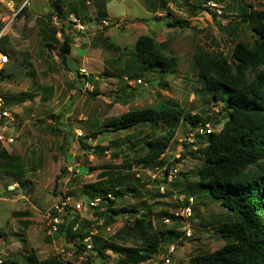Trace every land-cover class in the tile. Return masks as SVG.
<instances>
[{
  "label": "rangeland",
  "instance_id": "374dc122",
  "mask_svg": "<svg viewBox=\"0 0 264 264\" xmlns=\"http://www.w3.org/2000/svg\"><path fill=\"white\" fill-rule=\"evenodd\" d=\"M11 1L13 9L0 2V37L9 58L4 74L12 73L15 77L0 81V95L10 101L18 136L13 143L0 145L8 154L17 156L16 160L0 158L2 264H26V256L31 251L39 259L55 255L64 264H122L111 249L104 251L103 259L97 252L98 245L138 244L137 239L122 241L115 236L126 221H132L137 215L123 214L106 223L97 213L105 209L101 204L107 202H103L100 194L91 195L93 191L88 186L102 179L121 189L142 193L147 189L144 201L153 204L155 213L171 212L179 189L171 197H157L160 202L154 204V199L148 200V196L156 195L157 185L151 182L162 180L163 168L171 163L178 173H186V177L177 173L173 181L194 187L204 157L192 151L205 146L204 137L197 135L195 144L189 145L185 139L191 126L180 120L161 162L145 167L138 162L147 149L143 139L167 131L165 124L152 127L145 123L117 132L106 131L94 140H87L85 136L102 129L113 117L167 99L176 100L185 112L209 119L214 129H220L228 111L212 98L213 92L197 77L193 56L201 49L209 56L224 58L233 64L232 50L237 42L254 44L256 34L252 26L256 20L247 17L257 12L264 14V0H220L217 2L220 12L208 4L215 3L210 0L205 5L216 13V20L212 12L198 9L204 6L203 0H58L64 16L61 22L73 38L66 66L61 64L56 47L52 50L46 47L47 16L52 0ZM70 13L83 21L86 30L77 31L68 22ZM174 19L186 20L189 26L166 25ZM51 20L52 25L59 27L60 20L55 14ZM141 35H151L159 43L160 52L175 59L173 74L160 76L150 67L143 76L134 75L139 65L131 51ZM80 74L85 77H78ZM85 82L89 86L85 87ZM20 96L26 98L19 100ZM80 138L91 148L83 149ZM97 146L107 150L96 154L93 149ZM61 169L64 173L54 189ZM12 185H16L15 189L9 188ZM192 190L194 215L187 222L191 238L174 243L176 247L169 263L164 260L167 256V244H164L152 259L140 264H192L198 253L213 252L224 244L216 227L234 220L235 213L222 207L206 191ZM64 195L72 196L75 201L99 198L102 202L95 208L75 211L73 217L67 209L62 215L63 221L66 217L69 219L66 236L59 232L61 223L50 234L53 206ZM114 199L113 208L133 207L138 213L143 211L139 198ZM162 217L152 218L153 226L160 230L170 228L162 222ZM82 233L84 239L80 238ZM94 237L99 239L97 245ZM84 241H89L92 248L87 249ZM56 248L63 249L64 253L59 254Z\"/></svg>",
  "mask_w": 264,
  "mask_h": 264
},
{
  "label": "trees",
  "instance_id": "16d2710c",
  "mask_svg": "<svg viewBox=\"0 0 264 264\" xmlns=\"http://www.w3.org/2000/svg\"><path fill=\"white\" fill-rule=\"evenodd\" d=\"M208 1L210 0H203L204 6H198V9L212 12L205 5ZM214 1L215 3L221 2L220 0ZM50 8L51 11L47 16L50 26H46L48 34L46 47L50 50L56 47L61 64L66 66V56L72 51L73 38L66 32L65 24L61 22L64 16L58 0L50 1ZM21 11L24 12V8ZM54 14L60 20L59 27L52 25L51 16ZM215 15L216 13L212 12L214 20H216ZM101 16L104 17V14ZM244 17L246 14L243 15V19ZM247 18L256 20V24L252 26L256 38L253 45L240 41L235 44L232 50L233 64H229L224 58L209 56L201 49L193 56L192 65L197 72V77L203 81L207 89L213 92L212 98L219 101L228 111V117L222 122L220 129H215L214 132L202 136L205 146L192 151L204 157V164L196 174L195 186L192 187L189 184L184 187L181 181L167 183L164 176L161 177L162 180L153 179L151 182L158 186V188L155 186L156 195L154 196L156 198L148 196V200L154 199L152 201L154 204L160 202L157 197H171L175 189H179L177 190L178 196H187L193 193L192 188H197L206 191L212 199L218 200L222 207L235 213L234 220L219 223L216 227V232L224 239V244L213 252L198 253L191 261L192 264H264V14L257 12L253 16L248 15ZM166 25L184 28L188 27L189 23L186 20L174 19L166 22ZM218 27H221L219 22ZM58 33H60V38L57 37ZM1 44L0 37V51L4 52ZM132 49L131 53L139 65L134 73L136 77L143 76V72L150 67L158 71L160 76L162 74L171 75L175 72V59L162 54L159 50V43L151 35L138 36ZM4 73L2 69L0 81L15 77L12 73ZM78 77H85V75L80 74ZM163 84H166V81H163ZM25 98V96H20L19 100ZM12 101L15 103L17 99ZM4 102L9 107L10 101L4 99ZM182 119L189 123L191 130L199 124L209 123V119L203 120L196 114L185 112L176 100L167 99L154 106H145L128 111L119 117H113L102 129L88 132L85 139L94 140L103 132H117L139 124L149 123L152 127L165 124L168 126L167 131L154 138L143 139L147 149L138 162L145 167H152L161 162L162 156L176 133V124ZM79 142L83 149L91 148L82 138ZM93 150L98 154L107 148L97 146ZM120 150L123 148L120 147ZM180 155L182 156L183 153L181 152ZM0 158L16 160L17 156L8 154L0 146ZM166 165L168 171L172 167L171 163H166ZM102 172H104L102 174H107L106 171ZM63 173L64 169H61L60 174L56 176L54 189L59 186L58 180ZM178 174L186 177L185 172ZM88 187L93 191L91 195L100 194L103 202H107L101 204L105 206V209L97 213L98 216L105 218L106 223L112 222L117 216L123 214L137 215L132 221H126L115 232V236L122 241L137 239L139 243L130 246L118 243L99 244L97 252L103 259L104 251L111 249L118 254L120 263L140 264L152 259L164 244H167L165 259L170 258L175 251L174 243H182L183 239L192 236V234L186 235V228L187 222L194 214L187 221L174 217V210L178 207L177 199L172 205L171 212L155 213L152 209L153 204L144 201L149 192L147 189L143 193L130 188L121 189L102 179ZM108 192H112L114 198L117 199L125 196L141 199L143 211L138 213L133 207L113 208L112 204L115 199H108L106 196ZM161 217L162 222L170 225V228L160 230L153 226L152 218L157 220ZM166 217L172 218L169 223L164 222ZM68 220L66 217L59 230L65 236L69 230L66 226ZM80 238L84 239L85 234L82 233ZM94 241L97 245L99 239L94 237ZM170 245L174 246L173 253H168ZM26 264L64 263L55 255L39 259L36 253L31 251L26 256Z\"/></svg>",
  "mask_w": 264,
  "mask_h": 264
},
{
  "label": "built area",
  "instance_id": "2783aa9c",
  "mask_svg": "<svg viewBox=\"0 0 264 264\" xmlns=\"http://www.w3.org/2000/svg\"><path fill=\"white\" fill-rule=\"evenodd\" d=\"M0 2H3V3L5 2L6 6H9L11 9H13V2L11 0L10 1L0 0ZM24 4H26V2ZM208 4L213 6L217 10V12H220L219 3L208 2ZM67 20L70 24H72V26L77 31L86 30V25H84L83 21L75 14L70 13L67 16ZM102 23L106 24V20L102 19ZM59 35L60 33L57 34L58 37H60ZM8 62H9V58L7 54L0 51V74H1L2 69L8 64ZM81 71L85 72L84 69H81ZM136 82L141 83V80L137 79ZM87 86H89V84L88 82H85V87ZM15 126L16 124H15V118H14L13 112L8 106L5 105L4 99L0 95V145L11 144L15 141V139L18 136ZM214 131L215 129L209 123H205L204 125L199 124L192 131L188 132L185 140L188 144L194 145L196 142V135H207ZM192 147L195 148V146H192ZM166 168H167L166 166L163 168L161 176L162 177L164 176V178L166 179V182L170 183L175 178V174L177 173V168L171 167L168 169V171L166 170ZM165 171H167V173ZM15 186L16 185H12V186H9V188L15 189ZM106 196L108 197V199H114L113 194L110 192H108ZM101 202H102V199H99V198H95V199L85 202V201H75L70 195H64V196L59 197L53 206V213L50 215L51 228L48 229V233L52 234L57 231V225L63 222L62 215L66 212L67 209L71 210V214H72L71 217H73L75 211L78 212L81 210H88L91 208H95L99 206ZM194 202H195V198L192 195L178 196L177 197L178 207L174 210L173 216L176 218H182L187 221L194 214L193 207H192ZM101 210H104V209L102 208ZM171 219L172 218L166 217L164 218V222L169 223ZM191 234H192L191 228L187 226L186 235L190 236ZM84 246L87 249H91L93 245L89 241L88 242L84 241ZM56 250L61 255L64 253L63 249L56 248ZM173 251H174V246L170 245L168 248V253H173ZM165 262L168 263L169 258H166ZM0 264H2L1 258H0Z\"/></svg>",
  "mask_w": 264,
  "mask_h": 264
},
{
  "label": "clouds",
  "instance_id": "9594fccd",
  "mask_svg": "<svg viewBox=\"0 0 264 264\" xmlns=\"http://www.w3.org/2000/svg\"><path fill=\"white\" fill-rule=\"evenodd\" d=\"M202 125H204V124H202ZM217 130V129H216ZM190 131H192V130H190ZM201 136H204V135H201Z\"/></svg>",
  "mask_w": 264,
  "mask_h": 264
}]
</instances>
